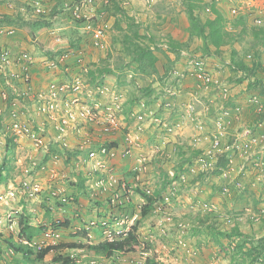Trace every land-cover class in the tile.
<instances>
[{"label": "rangeland", "instance_id": "1", "mask_svg": "<svg viewBox=\"0 0 264 264\" xmlns=\"http://www.w3.org/2000/svg\"><path fill=\"white\" fill-rule=\"evenodd\" d=\"M243 1L258 4V8L253 11L254 18H261V25H264V0H234L233 3L241 4ZM8 2H13L16 7L24 5L26 2V6H28L26 0L23 3L22 0H1L0 3H4L6 7ZM113 2H116V5L112 3V0H109L110 8L108 10L107 7L108 12L104 16L105 21L103 20L107 30L105 44L95 48L92 46L90 38L85 36V33L82 35L81 43L86 54L84 62L88 69V71H83V74L86 81L89 82L91 78L93 79L91 82H95L100 74H106L105 79L109 86L113 87L118 95L128 99L133 97L134 93H138L132 85L133 76L137 75L134 72L135 64L132 63L129 66L131 56L125 54L126 51H124L126 44L128 47H133L135 38L132 29L139 28L141 38L136 39V42L151 43L149 38H144V34L148 37L151 34L154 43L162 47V42L169 39L170 31L177 36L187 37L189 35L187 28L190 23L183 10L182 0H113ZM118 5L121 9L116 7ZM218 5L226 17L231 19L226 22V28L232 30L235 37L239 36L238 31L232 29V19L235 16L230 12L227 1L220 0ZM14 11L16 8L13 10L12 18L17 16V12ZM27 12L31 14L32 21L36 22L38 16L29 9ZM57 14L53 16L54 23L59 24ZM61 16L65 17V15ZM248 17L250 27H255L252 24L253 16L249 15ZM118 19L120 20L119 24L116 23ZM62 27L64 31L70 32L72 29L69 26ZM241 37L242 40L236 42L241 49L245 46L251 47L254 42H257L253 28H249L247 33L241 34ZM154 43L150 46L151 49L154 48ZM40 44L44 45L41 42ZM204 47L203 41L195 38L189 46V50L192 54L194 52L207 54ZM259 48L264 64V44H259ZM208 54H211L209 55L210 71L217 74L220 79L219 84L210 88L202 86L197 92L195 90L197 79L194 78H182L180 81L178 80L177 85H166L175 91L166 99L171 103V106L165 110H159V104H157L156 108L161 114L163 122L171 126L172 129L166 135V139L162 140L158 135L161 132L159 127H156L155 132H152V127H147L145 132L139 135L142 151H135L134 155L121 158L123 160L119 161L126 164L128 169L115 173L121 182H125L128 191L124 192L126 203L120 208L118 207L117 213L108 212L102 202L92 204L93 207L88 203L89 199L96 201L95 195L90 192L92 189L89 182L94 172L92 169L84 167L79 155L75 153L82 149L74 148V151H70L55 145L56 147L53 146V149L47 153L37 150L31 140L23 136L19 143L16 145L13 143L15 146L12 148L8 147V144L0 143V171H3L2 174L8 177L9 185L18 184L24 177L44 178L45 189L40 195V201H34V198L26 200L23 193H21L20 200L9 203L0 197V214L10 210L12 214L14 212L17 217H20L25 207L23 202H25L28 210L34 214L32 221L37 225L42 224L39 219H48V215L52 219L56 218L63 222L69 219L70 225L62 229V241L67 242L78 239L96 243L110 237H117L127 232L130 225L137 223L140 244L135 247V252L123 256L126 259L117 258L121 259L119 264H141L147 256H156L160 264H249L250 259H245V252L264 239V218L260 214V211L264 209V146L261 142L253 141L256 136L255 132H253V137H240L237 132H241L243 126L252 127L255 124L257 114L255 106L250 102V97L256 95L264 102L262 93L264 69H259L257 75L252 76L251 79L239 82L238 78L242 74L234 72L227 62L229 51L225 54H218L215 51ZM158 66L163 71L162 61L158 63ZM106 67L111 71H106ZM77 70L78 68L71 74L62 75L61 80H70L75 77L78 74ZM91 71H95V74L91 75ZM43 73L40 78L46 83L48 75L46 71ZM175 77L177 76L174 74L167 77L165 83L170 84ZM134 79L138 80L142 86L151 83L157 93L162 90L163 93L165 92V89L160 88L161 79L144 80L139 76H135ZM172 98L174 99L172 100ZM194 102L196 110H202L200 113L203 122H205L203 129L198 126L197 121H193L185 115L187 104ZM223 103L232 109L240 107V112L233 111L230 123L220 111ZM175 105L179 106L178 110ZM207 107L209 111L205 110ZM222 119H225L223 126L226 134L223 138V145H231V151L227 153V156L231 157V161H228L224 166H220L218 163L222 157L220 153L223 149L219 148V153L211 151L204 153L205 150H212L211 142L214 137L212 132L217 131L220 125L218 120ZM125 122V125H121L118 136L125 133V128L136 132L134 126L136 122L127 120ZM74 143L72 140V146L79 147ZM176 145L184 146L187 153L183 158L181 157L182 152L178 147L176 149ZM199 148H202L203 151L194 155L193 152ZM201 155L206 159V162L196 161L195 163V160ZM141 157L146 158V167L137 171ZM185 157L191 160L187 159L183 164L181 160H184ZM45 164L47 167L43 170L41 166ZM6 165L9 166V171H7ZM217 170L221 172L218 173ZM224 170L230 171L229 177H223ZM52 171L56 174L54 178H51L50 175ZM182 175H185L184 179H181ZM227 179L229 182L226 181ZM236 180H240L245 187L237 185ZM53 181H55L56 188H59L62 193H72L77 200L75 202L72 200L67 205L60 204L57 199L48 200L50 191L46 189L48 188L46 186ZM162 182L171 183L162 191L163 197L164 195L168 196L169 201L164 198L165 202H163L160 198L153 207L156 211L154 213L151 211L152 214H148L144 218L141 217L140 207L143 203L138 201L133 203L131 199L134 197L129 190L135 191L137 187L143 190L148 188L153 194L156 189L162 186ZM1 183L0 196L8 188V184L2 185ZM225 184L228 185V190L224 188ZM51 187L54 186L51 184ZM75 190L80 194H77ZM105 196L107 198L108 193ZM120 212L124 214H120ZM131 213L133 216L138 214L136 219L133 220L132 217H129ZM258 216L260 220L255 222L254 219ZM122 219L125 223H121ZM93 221L96 222L95 225L92 223ZM50 223L52 224V222ZM102 223L105 224V227H102ZM117 223L120 226L119 229L113 227ZM179 223L183 226H180ZM82 227H88L91 236L78 235ZM235 228H238V232H234ZM0 229L4 231L5 227L0 224ZM109 229H112V232ZM97 230H102V233H98ZM243 243H246L244 248ZM143 251H147L144 253L145 255H142ZM63 252L68 254L70 251L64 250ZM92 254L87 249L82 251L80 264H88L89 260L93 259ZM52 257L53 253L47 255V263L57 264L52 260ZM263 258L264 254L251 264H264Z\"/></svg>", "mask_w": 264, "mask_h": 264}, {"label": "built area", "instance_id": "2", "mask_svg": "<svg viewBox=\"0 0 264 264\" xmlns=\"http://www.w3.org/2000/svg\"><path fill=\"white\" fill-rule=\"evenodd\" d=\"M74 1L70 13L72 19L84 21L82 27L87 37L91 39L93 47L103 46L107 41V30L103 20L105 21L104 16L109 0ZM225 1L229 4L230 12L235 16L244 15L250 10L258 8V4L250 1H243L241 4H234V0ZM31 5L37 12H45L44 0H32ZM261 23V18L254 19L255 25H261ZM15 34L14 28L0 26V36ZM54 39L57 42V47L52 49L53 55L34 56L31 52L15 50L9 46L0 48V83L2 85H0V101L4 103V107L0 109V122L4 128V136L9 135L15 142H19L20 138L25 136L31 140L37 150L47 153L54 145H59L60 148L70 151L80 148L82 150L79 151L84 152L76 151L75 153L79 155L83 166L93 171L105 170L106 162L109 160L131 156L140 146L137 133L144 129L147 117H150V121L154 125L161 127L160 136L165 138L166 132L172 128L164 124L162 119L155 115L154 111L149 109L147 102L142 99L129 111L130 117H133L136 122V133L132 130L122 133L123 137L118 145H113L117 141L121 125L126 123L123 113V104L126 99L109 86L105 79L106 74H100L95 82H91L92 78L90 82L86 81L83 71H88V69L84 62L86 54L82 43L71 46L68 39L59 34L55 35ZM165 47H168L167 43ZM181 55L185 58V64L176 68L175 73L182 78L197 79L196 92L202 86L210 88L219 84L220 79L217 75L207 69L208 55L191 54L187 50H182ZM37 67L44 69L48 75L45 86L41 88H38L35 83L34 69ZM76 68H78V74L75 77L70 80H61L62 75L71 74ZM174 92L171 87L165 88L163 97L166 101V108L171 106V103L166 99ZM250 102L258 113L264 114V103L258 96H251ZM226 103L222 104L220 111L223 117L228 118L231 108L227 107ZM206 110L209 111V108L207 107ZM236 110L240 111V107L237 106ZM185 115L193 121H197L201 129L204 128L202 114L196 110L195 103L187 104ZM218 123L220 125L214 133L211 143L212 150H208L206 153L210 151L217 153L218 149L222 147L221 141L225 137V131L220 120ZM263 125L264 117L257 120L254 129H260ZM253 132V128L245 126L239 136L253 137ZM260 138L256 134L253 141H261ZM72 140L79 147L72 146ZM198 161L204 163L206 159L201 155ZM139 163L137 171L146 167V158L141 157ZM41 167L44 170L47 166L45 164ZM229 172L224 170L223 177H229ZM50 175L51 178H54L56 174L52 171ZM184 178L185 175H182L181 179ZM109 183H117V178L113 174H110L108 179H105L104 176L96 177L91 183V187L104 192L107 191ZM51 184L54 187H51ZM51 184L49 190L53 198L62 202L69 201V198L63 195L59 188H56L55 181ZM42 190L43 186L37 177H24L16 186L11 185L1 198L15 200L18 194L23 193L28 199H35L40 196ZM226 190H228L227 186ZM147 192L150 194L151 190L147 189ZM94 194L95 191L92 192V195ZM165 198L169 200L168 196ZM71 199L74 200L72 197ZM260 212L264 218V209ZM259 220V216L255 218V221ZM57 223L59 224L60 220H57ZM0 224L6 225L11 232L18 228V220L11 211L0 216ZM180 225L183 226V224ZM49 234L54 238L61 237L59 230L51 231ZM82 250H73L71 256L73 257ZM10 252L12 253V250ZM78 261L80 262V259ZM91 264H98V261L92 260Z\"/></svg>", "mask_w": 264, "mask_h": 264}, {"label": "trees", "instance_id": "3", "mask_svg": "<svg viewBox=\"0 0 264 264\" xmlns=\"http://www.w3.org/2000/svg\"><path fill=\"white\" fill-rule=\"evenodd\" d=\"M219 1L220 0H182L184 4L183 10L186 13L190 23L187 28V31L189 33L188 39L183 42L170 37L166 42L165 41L162 42L161 45L162 47H160L157 43H154L151 34L150 37L144 34V38H149V40H151L150 41L151 43L149 44L147 43L144 44L143 42L139 43L136 42L138 39L141 38L139 34V28L137 27L135 29L133 28L132 29L134 31L133 36L135 38L133 47L132 48L128 47L126 44L124 46V51H126L125 54L131 56V62L129 66L132 65V63L135 64L134 72L137 74L135 76H139V78H142L144 80L153 79V78L161 79L159 82L162 83L160 87L161 89H165L166 87H168L166 85H170V86L177 85L178 80L180 81V79H182L181 76L175 73V69L178 67L177 61L181 57L182 59H184L183 62L185 64V58L182 57L181 52L182 50L188 51L190 49L189 46L194 42L195 38H199L203 41V44L205 46L204 50L207 52V54L211 53L212 51H215L218 54H225L227 51H229L230 54H229L228 62L230 63V67L233 68L234 72H239L240 74H242L240 78H238L239 82L240 81L242 82L245 79H249V78L251 79L252 76L257 75L259 69L261 68L264 69L261 51L259 48V44H264V26L250 27V25L248 24L249 22L248 16L253 13L254 9L250 10L248 13L244 15L235 16L232 19V26H233L232 29L238 31V35H239L235 37V34H232V30H228L226 28V22L228 20L231 21V19H228L226 17V14H224L221 7L218 5ZM112 3L116 5V2H113V0ZM107 7L109 10L110 6ZM116 7H120V6L118 5ZM67 11L69 13L68 18L69 20L72 21V16L70 14L71 12H69V10ZM0 20L4 21V23L8 25L18 24V27L20 28H27L28 31L32 33L31 34L32 37L35 34L34 30H32L31 22L25 20V18L22 17L20 13L17 15L16 19L12 18L9 15H5ZM41 21L42 20L38 21L37 23L41 24L42 23ZM118 21L120 22V20L119 19L117 20L116 22L117 24H119ZM73 22L78 25H82L84 23L83 20H73ZM46 23H48L49 25L50 21H47ZM249 28H253V32L256 36L257 42H254V44H252L251 47L245 46L243 49H241L238 47L236 42L242 40L241 34L244 35L245 33H247ZM80 40H81V36L78 38L72 36V38L70 39V44L72 46H75L76 44L80 43ZM38 43H39L38 47H40V50L33 52L30 50H26V51L33 53L34 56H41L43 54L53 55V52L50 50V48H47L45 47V45L40 44V41ZM153 43H154L153 46L154 48L151 49L150 46L153 45ZM164 43L165 44L168 43L167 44L168 47H165ZM169 52L175 53V59L171 57ZM160 61H162L163 63V71H161L158 66V63ZM106 71H111V70L110 68L106 67ZM90 73L91 75H94L95 71H91ZM173 74L176 75L177 77H175L170 84L169 83L166 84L165 82L167 80V77L169 78V76L171 77ZM135 76H133L132 85L134 86L135 91L138 93L137 94L134 93L133 97L126 99L123 104V113L125 114V117L128 122L134 121V118L130 117L129 111L131 110L132 107L131 105L135 104L139 100L143 99L147 102L149 106L154 105L155 107H157V104L161 103V106H159V110L160 109L165 110L166 108L165 106L166 101L164 100L163 97L164 95L163 90L157 93L156 88H154V86H152L151 83L142 86L140 85L138 80L134 79ZM250 85L252 86L253 84ZM262 93L264 94V89H262ZM173 99L174 98H172V100ZM175 108L176 110H178L179 106L175 105ZM125 130L126 132L129 131L128 128H125ZM12 142L13 141L9 142L8 147L12 148L15 146ZM51 149H53V146ZM184 149H185L184 146H180L179 148V150L182 152L181 153L182 158L187 153ZM193 153L194 155L195 153L200 154L201 150L197 149ZM221 156L222 157L218 163L220 164V166H224L229 161V158H227L226 154H222ZM187 159L189 158L185 157L184 160H181L182 163L184 164V162ZM5 167L7 171H9V166L6 165ZM217 172L220 173L221 171L217 170ZM2 173L3 171H0V183L1 182L7 183L8 177L4 176ZM169 183L162 182V186L156 189L153 194H149L145 190L138 187L135 189V191L138 194H140L146 201V203L141 208V217H144L147 214H149V212L153 209L154 203H156L157 200L162 198V194H163L162 191L164 190L165 187L169 186L168 185ZM69 195L74 197L72 193H69ZM75 199L77 200V198ZM23 204L25 205V207L23 208L21 212L22 214L21 218L19 219L20 239L16 241L13 239L12 236L5 238L0 234V240H3L5 243L10 245V247H12L14 251L22 253L27 260L31 258L30 257L31 255H35V257L38 260H43L47 254H49L51 251H54L55 254L52 260L55 263L78 264L79 256L71 257L70 254L62 253L63 250L66 248H70V249L86 248L89 250L91 254L94 253L91 255L93 257H96L97 255L111 257L112 255H116L121 251L123 252L135 251V247L140 244V239L138 236L139 225L135 223L130 227L126 236H124L121 239L105 240L97 243H88V242H83L82 240L64 242L60 244H53V245L50 244L35 251L28 244H24L23 241H28V242L32 241V239L37 235V233H41L45 231L47 227L45 225H41L38 228L31 226L30 218L28 216L33 213L28 210L25 202H23ZM48 213H50L49 210ZM51 221H53L54 223V219L50 218V216L48 215V222L50 223ZM59 225L63 227H68L70 225V220L66 219L64 222L63 221L60 222ZM234 232H238V228H235ZM88 233H89L88 228L82 227L78 235L87 237ZM245 244L246 243H243V248L245 247ZM4 254H5V250L3 246L0 245V260L4 258L3 257ZM263 254H264V239L261 240L258 244H255L251 246L249 249H247V252H245L244 256L245 259L247 258L250 259L248 263L251 264L255 262L260 257V255ZM13 261H16L15 257L13 258ZM111 263L116 264L117 262L113 260L111 261ZM141 264H160V261L156 258V256H148Z\"/></svg>", "mask_w": 264, "mask_h": 264}, {"label": "clouds", "instance_id": "4", "mask_svg": "<svg viewBox=\"0 0 264 264\" xmlns=\"http://www.w3.org/2000/svg\"><path fill=\"white\" fill-rule=\"evenodd\" d=\"M1 1V0H0ZM69 0H66V2H68ZM74 0H72L70 3H68L69 5L67 6V10H69V12H71V7L73 6V4H74ZM31 3L32 2H28V6H24V5H26V2H24V5H22L23 7H24V9H23V11H14V12H17V14L16 15H18L19 14V12H22L21 13V15H22V17H24L25 18V20H27V17H25V14H23V13H26L27 12V9H29V10H31V11H33L34 12V14H36L37 16H39V17H41V20L43 21V22H47V20L46 19H43L44 17H47V13L46 12H37L36 11V9H34V7L31 5ZM9 4H10V2H9ZM11 5V4H10ZM6 10H7V12L6 11H0V15H2V16H0V19H2V17L3 16H5V15H9V16H11L12 15V13L13 12H9V11H13L14 9H15V7L14 6H12L11 5V8L8 10V5H6ZM27 8V9H26ZM255 9H257V8H255ZM254 9V10H255ZM235 16V15H234ZM251 16H253V23L252 24H254V19L256 18H254V16H255V14L254 13H252L251 14ZM17 17V16H16ZM16 19V18H15ZM72 21H73V19H72ZM255 25V24H254ZM0 26H4V27H8V28H14L15 30H16V34H17V31H18V29H20V27H18V24L17 25H8V24H5L4 23V21H1L0 20ZM255 26H264L263 24L262 25H255ZM83 33H85V36H87V34H86V32H84L83 31ZM15 34V35H16ZM4 37L5 36H9V35H3ZM3 36H0V37H3ZM14 36V35H13ZM62 37H64V36H62ZM64 38H66V37H64ZM67 39V38H66ZM167 40H165V42H166ZM68 42H70V40H68ZM81 42H82V36H81V40H80V44H81ZM90 42H91V39H90ZM91 44H92V42H91ZM168 44V43H167ZM71 45V44H70ZM77 45V44H76ZM3 46H9V47H11V48H13L12 46H10V45H3ZM3 46H0V48L1 47H3ZM72 46V45H71ZM59 47V46H58ZM14 49V48H13ZM15 50H17V49H15ZM50 50L52 51V49L50 48ZM33 52V51H32ZM192 54V53H191ZM205 55H208V70L210 71V68H209V61H210V56L209 55H211V54H203L202 56H205ZM228 62V61H227ZM184 63V62H183ZM229 63V62H228ZM230 64V63H229ZM212 72V71H211ZM213 73V72H212ZM214 74V73H213ZM217 75V74H216ZM47 79V78H46ZM195 83H196V81H195ZM46 84V83H45ZM45 84L42 86H40V88L41 87H44L45 86ZM0 85H1V83H0ZM2 86V85H1ZM261 99V98H260ZM263 102V101H262ZM137 103V102H136ZM135 103V104H136ZM195 103V102H194ZM264 103V102H263ZM135 104H133V105H131V106H134ZM2 107H4V103L2 102V101H0V109L2 108ZM156 107H154L153 105H151V106H149V109L150 110H152V111H154V114L155 115H157V116H159L161 119H162V121H163V118L161 117V114L160 113H158V110H157V108L155 109ZM205 110H206V108H205ZM237 111L236 110V108H231V113H230V115H229V117L227 118V122L228 123H230V121H232V113H233V111ZM197 111H199V112H202V110L200 109H198ZM207 111V110H206ZM255 111H256V109H255ZM240 112V111H239ZM256 114H257V118H256V120H255V124L251 127V126H249V127H251V128H253V130H254V132L257 134V132L259 131V130H262L263 128H264V125H263V127L262 128H260V129H254L255 127V125H256V122H257V120L258 119H260V118H263L264 117V114H260V113H258L257 111H256ZM231 117V118H230ZM127 120V119H126ZM125 120V121H126ZM221 121V123H222V125H223V123H225V119H222V120H220ZM135 122V121H134ZM128 123V122H127ZM164 123V122H163ZM205 123V122H204ZM165 124V123H164ZM0 126H1V128H0V143H4V144H9V142L10 141H13L12 143H15V145L17 144V143H19V142H15L9 135L8 136H4L3 135V130H4V128H3V125H2V122H0ZM135 127H136V124L134 125ZM147 127H152L153 128V130H152V132L156 129V127H159V129L160 130H162L161 129V127L160 126H157V125H154V123L152 122V121H150V117H147V121H146V123H145V127H144V129L142 130V131H139L138 133H137V135H138V138H139V135H141L142 134V132H145V130H146V128ZM171 127V126H170ZM224 127V126H223ZM244 127L245 126H243V128H242V130L244 129ZM172 128V127H171ZM225 128V127H224ZM241 130V131H242ZM136 131H137V127H136ZM126 132V131H125ZM134 132V131H133ZM155 132V131H154ZM169 132H170V130L169 131H167L166 132V134H165V138H163V137H161L160 136V134H161V132H159L158 133V135H159V137L160 138H162V140H165L166 139V135H168L169 134ZM136 133V132H135ZM214 133H215V131H213L212 132V135L214 136ZM237 133H241V132H237ZM226 135V134H225ZM122 137H123V134L122 135H119V136H117V138H116V142H114L113 143V145H118L117 143H119V141L122 139ZM214 138V137H213ZM212 138V139H213ZM21 139V138H20ZM20 141V140H19ZM222 147H221V149H223V151L220 153V155H222V154H226L227 155V153H228V151H231V145H229V144H226L225 146L223 145V139H222ZM212 143V142H211ZM55 146V145H54ZM56 146H59V145H56ZM55 146V147H56ZM142 146V143H141V141H140V146L138 147V148H140ZM227 146H230L228 149L226 148ZM137 148V149H138ZM137 149L135 150V151H137ZM176 149H177V147H176ZM200 150H201V152L203 151L202 150V148H199ZM135 151H134V153H135ZM208 150H205V152L204 153H206ZM134 153H133V155H134ZM217 153H219L218 151H217ZM199 158V157H198ZM227 158H229V161H231L230 159H231V157H229V156H227ZM120 160H123V159H118V160H109V161H107L106 162V167L107 168H105V170H96V171H93L94 173H93V175L91 176L92 178H90V183H93L94 182V180H95V178L96 177H98V176H104L105 177V179H108V177H109V175L110 174H113L116 178H117V183H109V185H108V189H107V191H104V192H102V191H99V190H95V189H93L92 187H91V185H90V187H91V189H92V191H90L91 193L92 192H94L95 191V197H96V199L97 198H105V200L104 201H101L103 204H105L106 206H107V210H108V212H111V213H117V209H118V207L120 208L123 204H125L126 203V199L124 198V196H125V194H124V192L126 193V191H128V188H126V184H125V182H121V180L117 177V174L115 173L116 171H115V169H113L114 168V166L116 165V162H118V161H120ZM196 161H198V159H196L195 160V163H196ZM146 162H147V160H146ZM145 165H146V163H145ZM223 169V168H222ZM133 171V170H132ZM135 172V171H134ZM135 173H137V172H135ZM134 176H135V174H134ZM37 179L41 182V184H42V186H43V190H42V193L44 192V189H45V186H44V184H43V181L45 182V180H44V178H42V179H39L38 177H37ZM227 182H229V179H227L226 180ZM236 182H237V185H239V186H243V188L245 187V185L244 184H242L241 182H240V180H236ZM89 183V184H90ZM2 185H9V183H4V182H2L1 183ZM7 185V187L9 188L11 185H14L13 183L12 184H10L9 186ZM17 185V184H16ZM16 185H14V186H16ZM50 185V184H49ZM49 185L48 186H46V187H48V188H46V189H49ZM171 185V183L169 184V186ZM137 186V185H136ZM226 186H227V188H229L228 187V185H224V188L226 189ZM57 187V186H56ZM131 187V186H130ZM8 188L7 189H5L4 190V194H5V192L8 190ZM237 188H239L238 186H237ZM148 189V188H147ZM48 191V190H47ZM50 191V190H49ZM146 192H147V190H145ZM110 192V193H109ZM129 192H131L132 193V195H133V193L135 192V193H137L136 191H132V190H129ZM41 193V194H42ZM108 193V196H107V198H106V196H105V194H107ZM152 193V192H151ZM150 193V194H151ZM4 194L2 195V196H4ZM40 194V195H41ZM138 194V193H137ZM24 195V194H23ZM63 195H65V196H67L68 198H69V201H67V202H62V201H57V202H59L60 204H62V205H67V204H69V203H71L70 201H72V199H71V197L74 199L73 200V202H75V198L76 197H73V196H70L68 193H65V192H63ZM131 195V196H132ZM140 197H142L140 194H138ZM25 196V195H24ZM1 197V196H0ZM26 197V196H25ZM143 198V197H142ZM164 198H165V195H164V197H163V194H162V198H161V200L163 201V202H165V200H164ZM2 200H5V202L6 203H9V202H13V201H17V200H20L21 199V194H18L17 195V198L15 199V200H10V199H7V198H1ZM32 199V198H31ZM31 199H28L27 197H26V200H31ZM42 199V198H41ZM57 198H53V197H51V194H50V192H49V194H48V200H56ZM144 199V198H143ZM40 201V196L39 197H37V199L35 198L34 199V201ZM58 200V199H57ZM132 200V199H131ZM115 201V202H114ZM167 201H169V200H167ZM166 201V202H167ZM158 202V201H157ZM156 202V203H157ZM145 203H146V201H145ZM145 203H143L142 205H141V207L140 208H142V206L145 204ZM109 205V206H108ZM154 205H155V203H154ZM154 205H153V207H154ZM50 208H52V206H50ZM154 211H156L155 209H153ZM153 210H151V211H153ZM10 211V210H9ZM150 211V212H151ZM8 212V211H7ZM140 212H141V209H140ZM149 212V213H150ZM4 214H6V213H4ZM13 214H14V212H13ZM120 214H124V213H122V212H120ZM3 215V214H2ZM1 215V216H2ZM132 213L129 215V217H132L131 219H133L134 220V218L136 219V217L138 216V214H135L134 216L132 215ZM15 216H16V219L18 220V228L16 229V230H14V231H10L7 227H6V225H1V226H4L5 227V229H6V231L9 233V235L8 236H12V237H14L15 236V239L14 240H16V241H18L19 239H20V237H19V233H20V227H19V219L21 218V216L20 217H17V215L15 214ZM146 216H148V214L146 215ZM146 216H144V217H146ZM143 217V218H144ZM48 220V219H47ZM57 220H59V219H56V218H54V223H53V221H51L52 222V224L51 223H49V224H47V225H45L47 228H46V230L44 231V234H43V236H44V238H42V239H39V240H37V237L35 236L33 239H32V241H23V243L24 244H28L29 246H31L35 251H37V250H39L40 248H42V247H45V246H47V245H53V244H60V243H64V242H67V241H62V229L63 228H65V227H63V226H60L58 223H57ZM116 220V219H115ZM255 220V219H254ZM31 221V220H30ZM60 222H62L61 220H60ZM95 224H96V222L95 221H93ZM255 222H257V221H255ZM121 223H125V221L122 219V222ZM94 224V225H95ZM181 223H179V225H180ZM31 225V224H30ZM102 227H105V224L104 223H102ZM133 225V224H132ZM132 225H130V227L132 226ZM181 226V225H180ZM115 228H120V226H119V224L117 223V224H115V226H114ZM130 227H129V229H130ZM67 228V227H66ZM88 228V227H87ZM107 229V228H106ZM128 229V230H129ZM49 230H51L52 232H54V231H57V230H59L60 231V233H61V237H59V238H54V237H52V236H50V232L51 231H49ZM88 230H89V228H88ZM109 230H111V232H112V229H109ZM128 230H127V232H128ZM127 232H124L123 234H121V235H119V236H117V237H110L109 239H107V240H114V239H121V238H123L124 236H126V234H127ZM42 233V232H41ZM0 234L3 236L4 235V233H3V231H2V229H0ZM118 234H119V232H118ZM88 235H90V233H88ZM138 236H139V233H138ZM6 238V237H5ZM139 239H140V237H139ZM75 241H79L78 239H76ZM103 241H105V240H103ZM4 241L3 240H1V242H0V245L1 246H3V248H4V250H5V254H4V258L3 259H1L0 260V262H1V264H10V263H12V262H16V261H13V258L15 257H17L18 255L19 256H22L23 258H25V256L22 254V253H19V252H16V251H14L13 250V248L12 247H10V245H8L7 243H3ZM72 242V241H71ZM84 242V241H83ZM86 242H88V241H86ZM100 242V241H99ZM2 243H3V245H2ZM88 243H94V242H88ZM97 243V242H96ZM76 249H83L82 251H84V250H86V248H72V249H70V248H66V249H64V250H68V251H70L68 254H72V251L73 250H76ZM10 250H12V253L10 252L9 253V251ZM63 250V251H64ZM88 250V249H87ZM82 251L81 252H78L76 255H74L73 257H75V256H79V258L78 259H80V253H82ZM131 252H135V251H131ZM131 252H123V251H121V252H119L118 254H116V255H112L111 257H106V256H103V255H97L96 257H93V259H91V260H89V263L91 264V261L92 260H96V261H98V264H112L111 263V261H115V262H117L116 264H119V262H120V260L121 259H126L125 257H123L124 255H127V254H129V253H131ZM147 252V251H146ZM145 251H143V252H141L142 253V255H145L144 253H146ZM9 253V254H8ZM50 253H53V257H54V254H55V252L54 251H51ZM49 253V254H50ZM62 253H64V252H62ZM49 254H47V255H49ZM47 255L45 256V258L43 259V260H38L36 257H35V255H31L30 257V259L27 261V263L26 264H48L47 263ZM53 257H52V259H53ZM72 257V256H71ZM100 257V258H99ZM148 257V256H147ZM146 257V258H147ZM107 258V259H106ZM117 258H121V259H117ZM145 258V259H146ZM31 260H33V261H31ZM4 261V262H3ZM50 264V263H49ZM58 264V263H57ZM78 264H80V262H78ZM137 264V263H136Z\"/></svg>", "mask_w": 264, "mask_h": 264}, {"label": "crops", "instance_id": "5", "mask_svg": "<svg viewBox=\"0 0 264 264\" xmlns=\"http://www.w3.org/2000/svg\"><path fill=\"white\" fill-rule=\"evenodd\" d=\"M23 1H25V0H22V3H23ZM26 1L32 2V0H26ZM71 1L72 0H69L68 2H66V0H44L45 12L47 13V17H44L43 19H46L47 21H50V24L48 25V23L43 22V21H41L42 22L41 24L37 23L38 21L41 20V17H39V16H38V19H37L36 22L32 21L31 14L26 12L25 16L27 17V21L31 22L32 30H34V33H35L34 34L35 36L33 35L34 38L31 35L32 33H30L27 28H20V29H18L17 34L14 35V36H5V37L3 36V37H0V46L10 45L14 49H17V50L37 51V50H40V47H38V45H39L38 42L39 41L41 43H43L47 48H51V49L56 48L57 47V42L55 41L54 37L57 34L66 37L68 40H70L72 38V36H75V38H78V37L82 36L83 35V31H84L82 25H78V24L74 23L73 21L69 20V18H68V14L69 13L67 11V6L69 5L68 3H70ZM10 4L16 8V11H23V9H24V7L22 5L19 6V7H16L13 2H10ZM10 4H9V2L7 3L8 10L11 8ZM24 6H26V5H24ZM0 11H6L7 12V10H6L5 6H4V3H0ZM9 12L11 13L13 11H9ZM56 13H58L57 14V20H58L59 24L54 23V17L53 16ZM61 15H65V17L64 16L62 17ZM58 16H61V17H58ZM62 26H69V28H72V29L70 30V32L69 31H64L63 30L64 28ZM170 33L171 34H170L169 38L172 37L173 39L180 40L182 42L186 41L188 39V36L187 37L177 36L172 31H170ZM27 40H30L31 42H28ZM34 48H35V50H33ZM169 54L171 55L172 58L175 59V53L169 52ZM193 54H196V53H193ZM197 55H201L202 56L203 54H199L198 53ZM183 60L184 59H182L180 57V59L177 61V66L178 67L184 66L183 65ZM40 69L41 68H38V67L34 69L35 83H36L38 88H40L41 85L43 86L45 84V81L43 82L42 81L43 79L41 80V78H40V76L44 74L43 72L45 70L41 69V70H43V71H41ZM212 112H213V110L211 111V113ZM263 134H264V128L257 132V135L259 137H261L260 138L261 141H258V143L261 142L262 146H264ZM167 140L170 141V139H167ZM175 147L180 148V146H178V145H176ZM165 148H166V146H165ZM142 149L143 148L140 147V148L137 149V151L138 152L142 151ZM121 167H123V168H121ZM113 169H115L116 172L120 173V171H125L128 168H127L126 164H123V163L118 161V162H116V165L114 166ZM76 189H78V188H76ZM75 192L77 194H80V192L77 191V190H75ZM133 197H134V198H132L133 203L135 201H138V202H141V203H145V199H143L142 197L137 195V193H134ZM104 200H105V198H100L99 197V198L96 199V201L95 200L91 201V199H89L88 203L92 206V204H97V203L100 204V202L104 201ZM80 202L81 201L79 200V203ZM104 207L107 210V206L104 205ZM78 208H79V206H78ZM152 212L154 213V210ZM149 214H152V213H149ZM33 216H34V214H30L28 216L30 218V220H31L30 221L31 226H33L35 228H38L41 225L49 224L47 219L42 218L41 220L39 219L40 223L42 222V224L37 225L35 222L32 221ZM114 226L115 225H113V227ZM97 231L100 234L102 233V230H97ZM3 233H4L3 237H6V238L9 237L8 236L9 233L6 231V229L3 231ZM43 234H44V231L42 233H37V235H36L37 240L44 238ZM13 239H15V236L13 237ZM3 243H5V242H3ZM3 243H2V245H3ZM27 261L28 260L26 258H23L22 256H17L16 257V262L13 263V264H26L25 262H27Z\"/></svg>", "mask_w": 264, "mask_h": 264}]
</instances>
